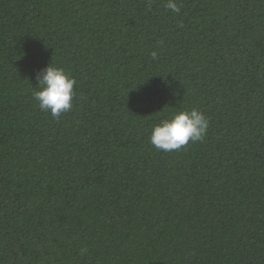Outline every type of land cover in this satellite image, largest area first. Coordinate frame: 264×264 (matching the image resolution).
Masks as SVG:
<instances>
[{
    "label": "trees",
    "instance_id": "trees-1",
    "mask_svg": "<svg viewBox=\"0 0 264 264\" xmlns=\"http://www.w3.org/2000/svg\"><path fill=\"white\" fill-rule=\"evenodd\" d=\"M166 2L0 0V264H264V0ZM192 108L204 138L154 148Z\"/></svg>",
    "mask_w": 264,
    "mask_h": 264
},
{
    "label": "clouds",
    "instance_id": "clouds-1",
    "mask_svg": "<svg viewBox=\"0 0 264 264\" xmlns=\"http://www.w3.org/2000/svg\"><path fill=\"white\" fill-rule=\"evenodd\" d=\"M166 7L173 12L180 11L176 0H167ZM151 55L156 59L155 51ZM35 79L37 87L33 90V98L42 111L59 117L71 110L75 78L70 77L63 68L50 63L42 72L36 74ZM207 129L208 119L200 110H178L152 127L149 142L157 150H179L190 140H202Z\"/></svg>",
    "mask_w": 264,
    "mask_h": 264
}]
</instances>
